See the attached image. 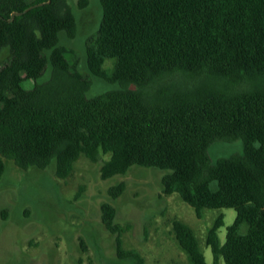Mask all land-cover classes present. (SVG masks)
<instances>
[{
  "label": "trees",
  "instance_id": "trees-1",
  "mask_svg": "<svg viewBox=\"0 0 264 264\" xmlns=\"http://www.w3.org/2000/svg\"><path fill=\"white\" fill-rule=\"evenodd\" d=\"M100 2L82 72L60 43L62 31L77 32L69 0H0V55L8 49L0 61V180L6 158L22 169L54 163L61 178L82 154L102 161L103 179L134 164L168 170L163 192H177L199 216L204 208L237 212L225 241L224 212L208 231L213 264H264V0ZM95 76L117 87L88 96ZM238 138L243 153L211 158L214 141ZM116 213L102 204L118 255L144 264L123 249ZM172 225L191 263L209 264L194 230L178 218Z\"/></svg>",
  "mask_w": 264,
  "mask_h": 264
},
{
  "label": "rangeland",
  "instance_id": "rangeland-1",
  "mask_svg": "<svg viewBox=\"0 0 264 264\" xmlns=\"http://www.w3.org/2000/svg\"><path fill=\"white\" fill-rule=\"evenodd\" d=\"M77 18L74 37L60 33V43L73 52L71 62L78 61L82 72L88 71L87 39L97 31L102 17L100 0H69ZM82 3V5H81ZM8 57V49L0 61ZM111 60L106 67L110 68ZM25 88L34 82L26 78ZM117 84L93 77L87 92L94 96L116 88ZM244 152L241 138L217 140L209 147L213 160ZM109 157V156H105ZM102 161L93 162L84 154L74 163L67 178L57 176L55 164L41 169H22L6 158L0 180V264H130L135 257L118 255V233L110 231L102 220V204L111 202L117 209L116 223L124 250H133L144 264H192L189 252L179 243L172 219L178 218L195 232L201 250L213 264L212 248L206 239L219 213L224 224L218 233L225 241L227 227L236 218L233 207L204 208L202 216L177 193L165 194L162 179L168 170L134 164L125 174L103 179ZM126 183L124 191L113 197L109 188ZM248 224L243 223L241 232ZM223 258L220 264H223Z\"/></svg>",
  "mask_w": 264,
  "mask_h": 264
},
{
  "label": "water",
  "instance_id": "water-1",
  "mask_svg": "<svg viewBox=\"0 0 264 264\" xmlns=\"http://www.w3.org/2000/svg\"><path fill=\"white\" fill-rule=\"evenodd\" d=\"M39 4H43V2H41V3H39ZM33 6H34V5H32V6L28 7V8H26L24 11H15V12H13L12 15H11V17L9 18V20H12L16 14H21V13L27 11L28 9L32 8ZM0 17H3V16L0 14Z\"/></svg>",
  "mask_w": 264,
  "mask_h": 264
}]
</instances>
